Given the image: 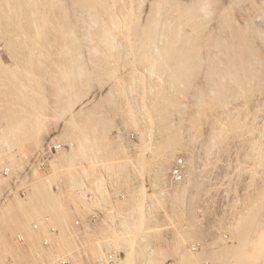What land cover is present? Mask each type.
Here are the masks:
<instances>
[{"label": "rangeland", "instance_id": "obj_1", "mask_svg": "<svg viewBox=\"0 0 264 264\" xmlns=\"http://www.w3.org/2000/svg\"><path fill=\"white\" fill-rule=\"evenodd\" d=\"M216 1L149 71L135 40L139 52L126 53L92 49L93 30L74 34L85 0H0V264H107L109 253L117 264H264V19L252 20L264 0ZM51 136L65 149L38 179L35 154ZM168 146L187 163L179 185L174 161L158 172ZM105 176L126 199L107 197L117 216L90 227L83 189L102 192Z\"/></svg>", "mask_w": 264, "mask_h": 264}, {"label": "bare ground", "instance_id": "obj_2", "mask_svg": "<svg viewBox=\"0 0 264 264\" xmlns=\"http://www.w3.org/2000/svg\"><path fill=\"white\" fill-rule=\"evenodd\" d=\"M35 1V0H34ZM77 1V0H76ZM122 0H85V5L84 7L80 8L79 11H75L76 12V23L75 24V33L76 31L78 32V34L83 33L84 36H86L85 34L89 35L90 31L87 32L88 30H93V41H96V46H93V48H96L97 46L102 47V45L104 46H108L111 47L112 49L114 48V46L119 47L118 49H123L125 50V52L127 50H132L135 49L134 46V41H137L138 43V47L140 49V51L142 50L143 53L145 54L144 57L145 59L147 58V61H150V69L149 71H152L154 69L155 64L158 62L157 59L160 58L158 57L156 59L155 56H159L156 55V53L161 52V50L164 51V53H170V54H174L176 51V47L178 45L179 39H182L184 37H189L190 35H192V32H187L185 33L183 25L184 23L188 22H198L199 20L202 19H208L211 16H213V11H211V7L213 5V3L216 0H123V2L121 3ZM228 2H231V0H226ZM233 1V0H232ZM235 1V0H234ZM233 1V2H234ZM218 1H216L214 3V5L217 3ZM232 2V4H233ZM237 2V1H236ZM222 4V3H221ZM226 4V3H225ZM224 4V5H225ZM230 4V3H229ZM223 5V4H222ZM227 6L224 8L225 13H227L228 10H230V5H229V9L228 8V4H226ZM264 6V5H263ZM260 7V5H259ZM138 9V11H140V14H142V24L138 25L140 21H138L137 24V18L138 16L133 15V12ZM258 9V8H257ZM223 10V12H224ZM227 10V11H226ZM256 10V9H255ZM263 10V12H261ZM253 11V10H252ZM257 12V11H256ZM259 14H255L254 16L255 19L252 18V20H257V21H263L262 19H264L262 13H264V7H260V11L258 10ZM246 14V13H244ZM9 15V14H8ZM75 15V13H74ZM251 17V14H249ZM223 16V14H222ZM221 16V17H222ZM243 16V15H242ZM241 16V17H242ZM245 16V15H244ZM248 17V16H247ZM248 17V18H249ZM219 18V17H218ZM219 20V19H218ZM216 20V23L218 22V24L215 26V28L213 29L214 33H216L217 35V31L218 30H222V20L220 18V20L218 21ZM248 20V19H247ZM75 21V20H74ZM209 21V20H208ZM249 21V20H248ZM211 22V21H210ZM210 22H208L210 24ZM247 22V21H245ZM251 22V20H250ZM264 22V21H263ZM207 23V24H208ZM215 23V24H216ZM254 23V22H253ZM205 24V26L207 25ZM261 23H259L258 26H260ZM138 25V26H137ZM186 25V24H185ZM251 25V24H250ZM249 25V27H250ZM263 25V24H262ZM254 26V25H253ZM208 27H210L208 25ZM252 27V26H251ZM256 27V24L255 26ZM254 27H252L253 29H255ZM72 28V27H71ZM261 28V27H260ZM206 29V28H205ZM257 29V28H256ZM250 30V29H249ZM260 30V29H259ZM259 30H255V32L257 33ZM210 31V30H208ZM216 31V32H215ZM223 31V30H222ZM221 31V32H222ZM252 31V30H250ZM263 31V30H261ZM66 32V31H65ZM73 32V31H72ZM70 31V33H72ZM86 32V33H85ZM254 33V30L252 31ZM260 32V31H259ZM68 33V32H67ZM213 32L210 33V35H215ZM255 33V34H256ZM263 33V32H262ZM261 33V34H262ZM218 34H220V32L218 31ZM260 34V33H257ZM77 35V34H76ZM209 37H212L211 36ZM215 35V36H216ZM221 35V34H220ZM219 35V36H220ZM75 36V35H74ZM73 36V37H74ZM92 36V35H91ZM215 36H213L212 38H214ZM218 36V37H219ZM217 37V36H216ZM222 37V36H221ZM86 38L88 39V37L86 36ZM207 38V39H208ZM209 38V42H212L211 39ZM220 38V37H219ZM218 38V39H219ZM226 38H228L226 36ZM90 39V36H89ZM92 39V38H91ZM137 39V40H136ZM222 39V38H221ZM242 39V38H241ZM247 39V38H246ZM243 40V39H242ZM245 40V38H244ZM250 40V39H249ZM223 41V39H222ZM247 40H245L246 42ZM90 42V41H89ZM134 42V43H133ZM218 42V44H217ZM221 42V40L219 39V41L214 40L213 43H210L208 45H210V48L208 46V50L210 52V60H212L213 62H217V57L219 55L218 52V46L219 43ZM248 43H246V45H249V41H247ZM253 42V41H252ZM244 44V42H242ZM90 46V43H88ZM252 44V43H251ZM136 45V44H135ZM241 45V44H239ZM245 45V46H246ZM242 46V45H241ZM244 46V45H243ZM244 46V47H245ZM243 47V48H244ZM249 47V46H248ZM98 48V47H97ZM137 48V46H136ZM247 48V47H246ZM91 49V50H92ZM98 49H101L100 47ZM138 49V48H137ZM135 49V50H137ZM138 49V52H139ZM94 51H97L94 50ZM121 52V51H120ZM124 52V51H123ZM130 52V51H129ZM155 53V54H152ZM103 53V52H102ZM127 53V52H126ZM123 54V53H122ZM141 54V53H140ZM96 55V52H95ZM103 55V54H101ZM149 55H153L154 57H151ZM97 56V55H96ZM99 56V55H98ZM103 57V56H102ZM143 56H141L140 59H142ZM150 58V59H149ZM149 59V60H148ZM145 62V61H144ZM145 64V63H144ZM148 64V65H149ZM220 64V61H219ZM138 65V64H137ZM154 65V66H153ZM181 65V64H180ZM241 66V64H240ZM149 67H147L149 69ZM139 69V68H138ZM145 69V68H144ZM155 70V69H154ZM129 72V71H128ZM146 72V71H145ZM131 73V71H130ZM138 72H136L137 74ZM152 73V72H151ZM155 73V72H153ZM133 74V73H131ZM136 74H133L134 76H136ZM132 75V76H133ZM151 75V74H150ZM156 75V74H154ZM132 76H130L132 78ZM158 76V75H157ZM175 76V75H174ZM146 77V76H145ZM177 78H180V74H177V76H175ZM174 77V78H175ZM138 78V77H137ZM136 78V79H137ZM135 79V77H134ZM140 79V78H138ZM143 79V78H142ZM149 79V78H148ZM154 79V78H153ZM161 79V78H160ZM137 81V80H136ZM139 81V80H138ZM137 81V82H138ZM134 82V81H131ZM141 82V80L139 81ZM142 83V82H141ZM158 83V82H157ZM130 84V82H129ZM132 84V83H131ZM130 84V85H131ZM144 84V83H143ZM129 85V86H130ZM141 85V84H139ZM143 86V85H142ZM151 86V85H150ZM138 88L140 86H137ZM129 88V87H128ZM132 88V87H131ZM136 87H134L135 90ZM137 88V89H138ZM148 88V87H147ZM145 88V89H147ZM153 88V86H151V89ZM155 88H158L155 87ZM136 89V90H137ZM155 90V89H154ZM153 90V91H154ZM142 91V90H140ZM157 91V89H156ZM130 92V90H129ZM135 92V91H134ZM138 92V91H137ZM137 92H135V94H137ZM150 93V89L149 91H146L145 93ZM152 92V90H151ZM158 92V91H157ZM132 95L133 90H132ZM144 93V92H143ZM143 93H140L143 94ZM147 93V94H148ZM154 93V92H152ZM152 93H150L151 95H153ZM158 94V93H157ZM160 94V92H159ZM95 95V94H94ZM97 95V94H96ZM138 95V94H137ZM155 95V94H154ZM153 95V96H154ZM133 97H135L133 95ZM139 98V96H138ZM129 99V98H128ZM142 99V98H141ZM156 99V98H155ZM92 101L94 99H91ZM136 103H137V98H135ZM134 100V101H135ZM141 101V100H140ZM143 101V100H142ZM141 101V102H142ZM92 103V102H91ZM155 104V103H154ZM138 105V104H137ZM75 107L77 105H74ZM74 107V108H75ZM142 107V106H141ZM143 108V107H142ZM141 109V108H140ZM143 110V109H142ZM141 110V112H142ZM145 110H143L144 112ZM160 111V110H159ZM80 112V111H79ZM82 112V111H81ZM158 112V111H157ZM78 113V112H77ZM160 113V112H159ZM76 114V113H75ZM160 115V114H159ZM77 116V115H76ZM75 116V117H76ZM162 116V115H161ZM160 117V116H159ZM138 118V117H137ZM139 119V118H138ZM139 121V120H138ZM141 121V120H140ZM134 122V121H133ZM132 122V123H133ZM142 122V121H141ZM139 123V122H138ZM81 125V124H80ZM99 125V124H98ZM82 126V125H81ZM118 129H120V127H117ZM98 129V128H97ZM96 130V129H95ZM122 131V130H121ZM121 131L118 130V137H120V139L122 140L123 143L126 142L125 140V134L122 133ZM95 132V131H94ZM100 132V131H99ZM141 132V131H140ZM144 133V132H142ZM124 134V135H123ZM84 135V134H83ZM57 139V136H51L48 141L47 144H52L53 142L55 143ZM86 139V138H84ZM88 139V138H87ZM96 139V138H95ZM176 139V138H175ZM86 141V140H85ZM95 141V140H94ZM88 142V141H86ZM89 144V143H87ZM53 145V144H52ZM124 145V144H123ZM171 150V152H170ZM173 150V151H172ZM175 149L171 148L170 146L167 147V151L164 153H162V157L160 159V162L158 163V172L160 174H165L166 170H167V166L168 164L170 165L173 161H175V159L177 160L178 158H175ZM58 157V153H53L51 155V157L49 158V161L53 164V166H55L56 162H57V158ZM175 158V159H174ZM131 164L133 166L135 165L134 161H131ZM33 174L36 178H42L38 173H39V168L36 167V163L33 166ZM103 171V170H102ZM105 171V170H104ZM48 178V177H47ZM44 179V178H42ZM41 179V180H42ZM40 181V180H39ZM44 181V180H43ZM45 181H47L46 183L50 182L49 178L46 179ZM51 184V182H50ZM49 184V186H50ZM51 187L53 188L52 184ZM42 192V191H41ZM2 203V202H1ZM77 222V221H76ZM190 252V251H189ZM192 254V253H189ZM193 255V254H192ZM191 255V257H192ZM190 257V258H191ZM196 257V256H195ZM189 258V256H188ZM193 258V257H192ZM62 260V259H61ZM60 260V261H61ZM193 260V259H190ZM201 260V259H200ZM196 261V260H195ZM193 262V261H192Z\"/></svg>", "mask_w": 264, "mask_h": 264}, {"label": "built area", "instance_id": "obj_3", "mask_svg": "<svg viewBox=\"0 0 264 264\" xmlns=\"http://www.w3.org/2000/svg\"><path fill=\"white\" fill-rule=\"evenodd\" d=\"M136 136L134 134L131 135V140H135ZM74 147V144H71L69 148ZM65 149V146L61 143H56L53 145L45 144L42 146L35 154V163L36 167L39 168L40 171L45 170L47 167H49V158L53 153H59L62 150ZM187 173V163L184 158H179L174 161L172 164L171 170H170V176H169V183L171 185H179L182 184L185 181ZM10 171H6V175H9ZM105 184H103V190L102 192H99L98 190V184L97 182H94L93 185L90 183L87 184V187L83 189V191L86 193L88 201L94 205L92 215L89 216L87 220V224L90 227L99 226L100 224L104 223L105 221L109 222L107 217L109 214H113L114 216H117V211L115 209H111L109 206L105 204V199L107 197L111 198L113 203L116 202V200L123 201L126 199V195L121 192L119 195L116 194V191L118 190V187L115 184H112L109 179L104 177ZM149 211V210H148ZM44 223L49 226L50 232L55 233L56 229L51 226V218L47 216L44 219ZM77 225L83 226L82 221H77ZM34 229L38 230L39 225H34ZM45 246H48V242H45ZM200 247V246H198ZM121 260V253H109L106 256V263L107 264H117L118 261ZM60 264H72L73 262L69 258L62 259L59 261Z\"/></svg>", "mask_w": 264, "mask_h": 264}, {"label": "crops", "instance_id": "obj_4", "mask_svg": "<svg viewBox=\"0 0 264 264\" xmlns=\"http://www.w3.org/2000/svg\"><path fill=\"white\" fill-rule=\"evenodd\" d=\"M51 167V166H50ZM103 174H104V172H103ZM94 183V182H93ZM59 189V188H58ZM92 206H90V208L92 209L93 207H94V205L93 204H91Z\"/></svg>", "mask_w": 264, "mask_h": 264}]
</instances>
